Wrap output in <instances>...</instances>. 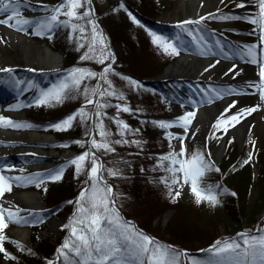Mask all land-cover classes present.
Instances as JSON below:
<instances>
[{
  "label": "snow or ice",
  "instance_id": "1",
  "mask_svg": "<svg viewBox=\"0 0 264 264\" xmlns=\"http://www.w3.org/2000/svg\"><path fill=\"white\" fill-rule=\"evenodd\" d=\"M221 5L234 3L236 8L244 9L252 5L251 11L244 15L221 12L220 7L197 15L194 19H181L175 24L180 30L174 38L165 37L155 31L147 30L151 43L168 57H181L182 53L195 48L196 54L207 58L222 56L226 60L239 58L258 68L256 80L245 81L241 90L233 87L202 88L196 85L194 92L201 94V99H191V107L172 120L142 119V126L151 125L162 131V139L167 142V150L161 154L149 155L151 171L158 173L155 183L167 189V195L173 203L190 190L196 205L207 203L210 206L220 204L219 197L226 193L219 184L205 185L204 178L211 172H220L208 154L207 137L200 149H190L188 143L195 137L194 121L201 105L225 100L229 96L242 94L258 95V102L250 107L237 109L229 113L236 101L227 103L220 114L211 123L210 135L217 142L221 136L229 133L241 121L258 109L264 108V0H219ZM42 15L26 18L24 9L28 6L24 0H0V26L16 33L34 35L51 40L57 30L67 32L68 39L74 44L78 56L76 66L64 70L58 79L47 88H41L32 81H23L15 77V69L0 67V73L7 79L0 81L18 92L25 89H37L30 103H18L9 111L22 108L62 105L69 100H81L80 106L64 118L51 123L48 127L56 132H67L79 125L84 129V138L72 143L82 151L70 154L59 167L44 172L28 175H8L15 171L14 166H0V253L7 261H15L16 256L10 254L5 244L11 243L20 252L25 251L24 244L11 239L9 229L12 226H34L45 223L41 210L22 209L12 204L6 194L13 191V186L27 187L34 185L40 189L46 182L62 181L68 168L73 170L74 178L84 177L77 196L68 200L73 205V212L67 223L61 225L66 236L55 248L54 258L47 259L46 264H264V227L257 226L254 231H239L234 236L216 239L207 248L200 251L203 258L195 257L187 250L161 243L158 239L141 230L136 224L122 216L118 201L120 194L110 182L115 179H126L125 170L132 167V161L124 159L118 148L125 149L129 157L143 156L148 141L143 140L141 128H133L121 118L122 114H139L128 104L127 97L116 85V79L126 82L129 91L139 93L144 89L142 82L118 72L115 68L116 58L111 52L107 39L97 22L92 0H60L56 6L39 3ZM203 6V0H201ZM127 13L131 22L143 27L140 21L126 6L121 3L115 11ZM222 24L232 21H244L253 26L250 35L256 37L255 42L227 44L218 37L216 31L209 30L207 21ZM222 36V34H220ZM188 39L185 40L184 37ZM7 41L0 38V43ZM92 63L98 70L84 66ZM215 63L209 61L204 72L214 68ZM235 63L227 69L232 73ZM29 72L36 69L28 68ZM238 75V73H236ZM252 89V92H247ZM185 108L188 105H182ZM114 109V115H108ZM225 113H229L225 115ZM114 125V131L110 128ZM33 125L30 122L14 120L0 114V129L27 130ZM182 130L177 134L175 130ZM229 144L232 140L228 141ZM253 149L255 143L251 142ZM61 148H70L71 144H60ZM135 149V151H128ZM30 155H35L34 153ZM254 151H249L241 167L253 163ZM119 157V159H114ZM24 172L23 168L19 169ZM144 173L145 168L141 167ZM47 191V189H44ZM232 196L236 193L232 192ZM8 204L6 207L5 204ZM31 255V252L28 253Z\"/></svg>",
  "mask_w": 264,
  "mask_h": 264
},
{
  "label": "rangeland",
  "instance_id": "2",
  "mask_svg": "<svg viewBox=\"0 0 264 264\" xmlns=\"http://www.w3.org/2000/svg\"><path fill=\"white\" fill-rule=\"evenodd\" d=\"M34 1V0H33ZM43 2H47V0H41ZM113 0H94V5H95V10L100 11V15L103 14V12L112 5ZM58 3L53 4L52 6H56ZM178 5H179V0H154V4L153 6L159 11V13L155 16H143L140 13H136L133 14L137 17V19L140 21V23L143 25V27L137 26L135 24H133L130 20V24H131V28L129 30V37L131 38H135L137 36H139V34L144 35L145 38H147V49L148 51L151 53L150 55H147L146 50L144 51V53H141L140 51H130V59H134L136 62H141V61H145V59H147V61H153V66H157V67H162V70L157 73V74H152L149 77H145L144 79H148L151 80L152 82L156 81L155 79L159 76H164L165 72L167 71V69L175 64L177 62L178 57H168L166 55H164L161 50H159L156 46H154L151 43V37L148 35L147 30H151V31H155L158 34H162L165 37H170V38H174L177 33L180 32V30L176 27H170L167 28L166 27V23L167 21H164L166 19H174V18H181L182 19V15L179 14L178 12ZM188 8V7H187ZM252 8V5H247L246 8L241 9V8H236L234 3H226V5H224L223 7H221V12L224 13H232L235 15H244L247 11H250L249 9ZM130 9L133 10V12L135 13V8L131 5ZM129 10V9H128ZM130 11V10H129ZM212 11H214V9H212ZM23 15L26 18H29L30 16L36 15L35 13H32L30 11H23ZM127 15V13H126ZM146 15V14H145ZM128 16V15H127ZM130 19V18H129ZM100 22L103 24L104 26L109 30L110 25V21L108 20H104L103 18H100ZM216 21H212L209 20L207 21V27L208 29L210 28L209 25L210 23H213ZM158 23V24H157ZM231 25L235 26L236 28H247L251 25H248L246 22L244 21H232L230 22ZM155 25V26H154ZM159 27V28H158ZM2 28L4 29V26H0V38L5 39V34L2 32ZM103 29L105 30V32L107 33L106 29L103 27ZM23 36H26L22 33H19ZM132 35V36H131ZM250 36L249 32H245V34L243 35L244 39H247ZM26 37H28V39H31L33 43H37L40 44L41 42L45 43V45L48 47V45L46 44L45 38H40V37H36L34 35H27ZM141 37V36H140ZM143 38V37H142ZM185 40H187L188 38L185 36L184 37ZM241 40V39H240ZM237 40L239 42V44L245 43L243 41ZM246 41V40H245ZM146 42V41H145ZM111 47L113 48V50L115 51V58H116V63L114 66H118L119 69H125L130 66V64L127 63V59L126 56L128 54L124 53L122 51V47H120V45L118 44H113L111 43ZM147 51V52H148ZM187 52H196L195 48H190L189 51ZM2 53H4V55L6 54L7 61L8 62H3V58L1 55H3ZM36 58V55L32 52L31 54H26L25 51L23 49H21L19 46L11 44L9 42L5 43V46L0 44V67H11L15 70H24L27 68H33L36 69V71L40 70V68L38 67L36 61H34L33 59ZM9 59V60H8ZM142 59V60H139ZM238 60V59H237ZM241 60V59H239ZM238 60V61H239ZM165 62V64H164ZM240 62V61H239ZM61 63H62V56H61ZM241 63V62H240ZM243 63V62H242ZM241 63V64H242ZM117 64V65H116ZM243 65L248 66L250 68H254L256 69L255 71L258 72V68L256 65L254 64H250V63H243ZM160 69V68H159ZM158 68H156L155 70L158 71ZM98 70V69H96ZM155 71V72H156ZM129 73V72H128ZM128 73H121L123 75H128ZM239 76L241 74V71H237ZM255 79H258V76L255 75ZM27 82V81H25ZM45 82V81H44ZM155 83H162V93H160V98L159 96H155L153 93H149V96L146 97V99H143V103H139L138 106H136V108L134 109V112H149L151 114L155 115V118H157V120H172L175 117H177L178 115H182L184 113V111L186 110H192L191 108L187 107L185 108L182 105H191L190 104V100L193 99V97H196L194 99H196L197 101H199L201 99V94L198 92H194L193 89L195 88L196 85L190 84L188 82H178L176 80L173 79H168L166 82H155ZM232 83L226 82V85H229ZM51 85L50 82H47L46 84H44L43 87L41 88H47ZM116 85L118 88H121L122 91L125 90V92H129L128 87L126 85V82L119 80V78L116 79ZM200 87H202V85L198 84ZM203 88V87H202ZM206 88V87H205ZM172 91V92H171ZM193 91V92H192ZM253 90L250 89V92H252ZM133 92V91H131ZM22 94L24 95V97H26V99H28L27 102L24 103H28L29 101L32 102L33 100V96L34 94H36V90L32 89V90H27L25 89L24 92H18L15 91V93L12 94L11 97H8V103H10V106L13 107L14 105L18 104V103H22L21 101L17 100V95ZM129 94V93H128ZM259 100L258 95H249V98H242L241 100H232V101H236V105L234 108L229 109V113H233L235 112L237 109L239 108H243V107H247V104L250 102L252 103V105H255ZM230 101V102H232ZM29 102V103H30ZM229 103V102H228ZM34 106V105H33ZM227 104L219 107V109L216 111V113L214 114V109H208L205 112V116L202 118V122H203V129L202 130H198L196 132V135L194 138H192L188 143V147L190 149H200L201 146L205 143V137H207V149H208V154L211 155L212 161L214 163V165L216 167H218L220 169L221 172V176L218 177L219 179H223V181L225 183H227V185H229L233 191H235V187H236V191H238L236 193V195L234 196V202H232L231 204L236 207L241 206L243 208V212L245 213L242 217H240L239 222L240 223H234L233 219L227 214V210L226 207L223 203V201L220 199V204H218L217 206H210L207 203L203 204V205H196L194 202V197L192 196L190 190L187 191L186 194L182 195L181 199L184 202L183 206L188 209L189 207L187 205H190V209L192 208L193 212H190L189 214H191L193 217H189L186 214L183 213V211H174L172 209H167L166 212L163 214L162 217H155L153 220V227H155V231H158L156 233V238H158V235H160L161 233H159V228L160 226L162 228H164V226H166V224L168 223V221L170 220H175V221H182V222H192V223H199L197 222L198 220H196V217L198 215L199 212H203L204 216H205V220L202 219V224H200V226L203 228L200 231L201 232H193L191 234L192 237H196V236H202L201 234L205 235H209V234H215V240L216 239H222V238H226V237H231L234 236L237 232L239 231H254L256 229L257 226L260 227H264V213L260 214L259 210H264V206L261 207L260 209H258V207L256 206V203L262 204L264 203V197L259 196L260 195V187L261 184L264 183V136L262 134H253L250 136H247L248 138L245 140V142H243V144H241V147L239 145V143L236 141L234 136H225L222 132H217L216 135L217 136H221V140L219 142H217L215 139H213L211 137L210 130H211V123L215 121V118L220 114V111H222L223 107H226ZM59 107L60 108V112H56L57 114H61L62 112L65 111V109H63L62 105H55V106H44V110H47L48 108H56ZM62 107V108H61ZM28 108V110L26 111V115L30 118L33 119L34 122H36L38 125L37 127H39V124H44V122L46 121V117L44 112L45 111H39L35 108H39V107H34V108ZM25 109V108H24ZM112 113H115V110L111 111ZM43 113V115L41 114ZM229 113H225V115H228ZM125 121H127V119L123 116H121ZM198 118V116H197ZM196 118V119H197ZM22 121V120H20ZM23 122H30L28 120H24ZM31 123V122H30ZM110 128H112L110 126ZM31 129H34L33 127ZM31 129H27V130H11L12 132H24V131H37V130H31ZM43 130H46V128L44 127ZM177 132V134H182V130H175ZM37 132H42V131H37ZM45 132V131H44ZM50 137V136H49ZM58 136H54L52 135L51 137V141L47 142V143H23L20 144V146L23 149H29V148H33V149H37L40 151V155H44L48 158H50L51 160H49V163L41 165L39 168L42 169L43 167H51L49 168L51 169H55L57 167H59L63 162H57V158H56V152L52 151L50 149L51 146H53L54 148H60L59 145L61 144V140H59L60 137ZM84 136H82L81 139H83ZM224 138V140H223ZM8 139H5L3 137H0V145L2 144H8L5 141H7ZM232 140V143L229 144L228 141ZM222 141H224L223 143V149L221 151L220 156H217V150L219 148L220 145H222ZM251 142L255 143V148L253 149V145ZM167 150V148H166ZM249 151H254V156H253V163L241 167V164L243 162V160L247 157V153ZM65 152V151H64ZM17 153V152H16ZM16 153H14L15 155L12 156V160H14L15 162H17V160L21 159V155H16ZM19 153V152H18ZM73 153V152H72ZM16 156V157H14ZM237 156V157H236ZM15 171L11 172V173H6L8 175H27V168L23 167L24 172L20 173L19 169L20 168H14ZM218 172V173H220ZM246 176H245V173ZM243 174V175H242ZM238 175L235 179V176ZM236 180V181H235ZM61 184L62 186L64 185L63 181H59V182H46L45 185H43L40 189H37L34 185H29L27 187H17V186H13V191L10 194H6V198L7 200H9L12 204L19 206L22 209H31L28 208L25 204L23 203H19L16 202L14 199L10 198L11 196L15 195L18 192H22L24 190H29V191H34L38 193V198H39V202H40V206L39 208H35V209H43L44 207H46V205L43 203V198H42V191L43 189H45L48 186L51 185H57V184ZM82 186V185H81ZM80 186V187H81ZM160 187V188H159ZM159 187L157 189H159L160 191V198H161V202L162 204L168 203L169 201H171V199H169L168 195H167V189H165L162 185L159 184ZM264 187V185H263ZM165 200V201H164ZM5 206L7 207L8 204L6 203ZM44 206V207H43ZM73 206V205H72ZM159 208H161L162 206L157 205ZM63 207V206H62ZM63 208H61L58 212H56V214L53 216V219H57L58 221H60L59 225L55 228L52 227V224L49 225L48 223H50V221L47 222V224H44L41 227H32L29 231V235L30 238H32L33 235H37L38 237H43L49 239V241H51L53 244H58V246L60 245V243L63 241L64 237L66 236V231L61 229V225L63 223H67V219L68 217L72 214L69 213L67 210H62ZM183 209V208H180ZM184 209V210H186ZM199 211V212H197ZM259 213V214H258ZM212 219V223H210V221H207L208 219ZM238 217V218H239ZM135 222L138 224L140 222V220H136ZM15 227H23V226H12L9 229V236L11 239H13L12 233L11 231L15 228ZM27 227V226H26ZM177 233L180 234V236L182 237H186V234L189 233L188 231H178ZM32 240V239H31ZM61 241V242H60ZM10 244V243H7ZM26 246V245H24ZM199 251L201 248H198ZM196 248V250H198ZM199 253H197L196 255H193L195 257H201L198 255ZM0 264H9V261L5 260L3 258V254L0 253Z\"/></svg>",
  "mask_w": 264,
  "mask_h": 264
},
{
  "label": "trees",
  "instance_id": "3",
  "mask_svg": "<svg viewBox=\"0 0 264 264\" xmlns=\"http://www.w3.org/2000/svg\"><path fill=\"white\" fill-rule=\"evenodd\" d=\"M112 1V0H111ZM49 3L48 6L51 7V4L59 3L60 0H47ZM28 6L25 9L32 10V11H39L38 5H33L28 2H25ZM94 3V0H93ZM123 3L127 9H130V6L132 5L137 13L142 14L143 16H155L159 13V11L153 6L154 0H117L116 2H112L111 8L108 10H105L103 14H101L100 18L104 17V20L110 21V27L109 30L104 26V23L102 26L106 29L107 35L109 37V40L113 44H118L120 47H122V51L126 54L127 63L130 64L124 72V69H119L118 66H115L116 70L120 73H128V75L136 80L139 81V79L144 78V76L149 77L152 74H157L162 70V67L153 66V61H141L136 62L134 59H130V51H140L141 53H144L145 49H147V38L144 37V35L139 34V36L135 38L129 37V30L131 28L130 19L126 15V12L123 10L121 11H115L119 7V5ZM95 8V5H94ZM96 14H100L101 12L98 10H95ZM146 14V15H145ZM132 36V35H131ZM141 36V37H140ZM143 37V38H142ZM146 41V42H145ZM46 43L49 47H51L53 50L58 51L62 55V68L51 73H40L35 76H33V73L27 72V71H20V76H23V78L32 77L35 81V83H41L46 84L47 82H50L51 84L55 82L58 79V76L60 73H62L64 70L76 66L78 62V56L80 55L79 52L76 51L74 44L68 39L67 32L63 29L57 30L55 34L53 35V38L51 40L46 38ZM146 50L147 55L151 56V53ZM142 60V59H139ZM165 64V62H164ZM117 65V64H116ZM84 66H88L93 68L94 70L98 69V66L92 63H88ZM156 68H160L158 71H156ZM156 71V72H155ZM7 75L0 76L1 79H5ZM45 81V82H43ZM141 82V81H140ZM144 89L150 90L145 91L141 90L139 93L137 92H131L128 93L125 92L127 97L128 104L133 108V110L138 106L139 103H143V99H146V97L149 96V93H153L155 96H159L161 93L160 85H158L155 82H142ZM162 86V85H161ZM82 101L77 100H69L66 101L64 104H62L63 109H65L64 112L61 114H57L56 112H60V108H48L47 110H44V106L39 107V111L43 110L45 111V117L47 118L46 121L48 123L45 125V128L53 133L54 135L60 137L59 140H61V144L68 143L71 144L70 149H73L76 154H78L82 149L79 148V146L73 144L72 142L81 139L82 136H84V129L80 127L79 125H76L73 127V129L67 131V132H56L52 129H50L48 126L56 122L62 118H64L66 115L73 112L76 108L80 106V103ZM61 107V108H62ZM114 109L109 110L108 115H114L115 113H112L111 111ZM43 115V113H41ZM123 117L127 119L126 122L130 124L133 128H141L142 130V139L145 141H148V144L146 145L145 153L143 156H132L129 157L126 154L125 149L118 148V152H121L124 156V159H129L132 161V167L127 168L125 170L126 179H115L110 182H112L115 185V190L120 194L122 197L121 200L118 201V206L120 208V212L125 218H134L136 220H140V222L137 224L138 227L145 231L147 234L152 235L156 237V233L158 231H155V227H153V220L155 217H162L163 214L166 212L167 209H172L175 212L176 211H183L184 214H186L189 217H193L190 212H193L192 208L190 209V205H187L189 208L186 209L183 206V201L180 198L178 202L173 203L172 201H169L168 203L162 204L160 203V191L157 189L159 187V183H155L154 180L157 178L158 173H153L151 171V168L153 166L151 161H146L145 157L149 155H155V154H161L166 151L167 148V142L162 139L163 133L161 130L152 127L150 124L147 126H142L139 121L142 119H157L155 118L154 114H151L149 112H140L139 114L129 115V114H122ZM122 118V117H121ZM123 119V118H122ZM34 127H37L36 124H34ZM112 130L114 131V125H110ZM57 137V138H58ZM128 151H135V149H130ZM114 159H119V157H116ZM145 168V172L141 173L140 168ZM245 173V172H244ZM221 176V172H211L206 175L204 178V184L215 186L217 184L220 185L222 189H226V193L222 196H220L221 200L223 201L227 214L233 219L234 223H240V217L243 216L245 213L243 212V208L241 206L234 207L231 203L234 202V196L231 195L232 192L237 193L236 187L235 191L227 185L223 181V179H219L218 175ZM243 175V174H242ZM238 175L235 176V179L237 180ZM246 176V173H245ZM84 177L81 176L79 179L74 178L73 170L71 168L66 169L65 175L63 178L64 185L62 186L60 183L57 185H51L46 187L47 191L43 189L42 191V200L43 203L46 205L47 208H54L52 211L58 212L61 208L62 210H67L69 213L73 212V206L67 204L68 200H72L75 198V195L78 194L80 190V186L82 185ZM235 180V181H236ZM264 183H262V186L260 187V195L261 197H264ZM160 188V187H159ZM238 194V193H237ZM165 201V200H164ZM258 209L264 206V203L259 204L256 203ZM157 205L162 206L159 208ZM63 206V207H62ZM183 208V209H180ZM186 209V210H184ZM51 210L47 212H43L42 215L44 217L48 216L50 213H52ZM199 212V211H197ZM239 217V218H238ZM207 218V217H206ZM202 219L205 220L204 213L201 211L198 213L196 220L200 224H202ZM208 219V218H207ZM207 221H210L212 223V219H208ZM199 223H192V222H182V221H175L170 220L162 228L160 226L158 235L160 242L164 244H169L174 247L184 248L187 250H196V248H207L212 242L215 240V234H209L205 235L206 233L201 234L202 236H196L192 237L191 234L193 232H201L200 230L203 229ZM178 231H188L189 233L186 234V237L180 236ZM32 244L33 248L29 249L25 247L24 252H20L19 250H15L11 246L7 245V250L10 254L17 257L15 261H9V264H46V258L51 259L54 258V252L55 248L57 247V243L53 244L49 241L47 238H40L37 235L32 236ZM157 239V238H156ZM61 242V241H60ZM29 251L31 252V255H29ZM199 256L204 257V253H200Z\"/></svg>",
  "mask_w": 264,
  "mask_h": 264
},
{
  "label": "bare ground",
  "instance_id": "4",
  "mask_svg": "<svg viewBox=\"0 0 264 264\" xmlns=\"http://www.w3.org/2000/svg\"><path fill=\"white\" fill-rule=\"evenodd\" d=\"M219 3V0H203V6H201V0H179L178 12L182 15V18H196L197 15H203L204 13L215 9L216 7H223ZM188 7V8H187ZM253 10L252 8L249 9ZM181 18H174L172 20L166 19L164 21H178ZM211 28L218 32H222L223 34L231 37L232 39H241L245 32H251L253 26H249L247 28H234L229 24H222L218 22L210 23ZM2 32L5 34V40L11 44L19 46L21 49L25 51L26 54H31L32 52L36 55V58L33 59L36 61L39 68L50 69L60 65V57L50 51L43 42L40 44L33 43L31 39L23 36L19 33H16L10 29L2 28ZM246 40H252V42L256 41V37L254 35H250ZM5 46V43H0ZM3 62L7 61L6 54L2 53ZM9 60V59H8ZM209 61L215 63L216 60H212L209 58H204L201 56H195L190 54H182L179 57V60L173 65H171L165 75L163 77H178L183 80H188L189 82H195L200 85H204V83L209 80H233L237 84L245 83L248 80H254L257 75L256 69H252L248 66H240L239 63L234 61V58L231 60H220V63L217 64L214 68L209 69L208 72H204V68L208 66ZM236 64V68L233 69L232 73H228V75H224L227 72V69L232 66V64ZM237 71H241L240 76H237ZM233 98L226 97L225 100H217L213 103L214 114L222 105L228 103ZM253 106L252 103H248L247 107ZM11 109V108H10ZM206 109H199L197 116L198 118L194 121V125L196 129H203L202 118L205 116ZM3 115H10L16 118H20L23 116L22 111H9V109L2 110ZM262 134L264 136V108L258 109L256 112L251 115H247L240 124L236 125L235 128H231L229 130L228 136H234L238 143L243 144L245 140L248 138L247 136L253 134ZM0 137L8 139L5 141L8 144L0 145V155L10 156L14 155L16 152L27 150L23 149L20 144L23 143H47L51 141V138L47 136L46 133L35 132V131H24V132H12L10 129H0ZM223 144L219 146L217 150V156L221 154L223 149ZM33 151H37V149H32ZM10 198L14 199L16 202L25 204L28 208H39L40 202L38 198V193L34 191L24 190L22 192H18ZM49 225L55 226L53 221L48 223ZM13 237H15L18 241L22 243H28L30 238L29 229L26 227H16L11 231Z\"/></svg>",
  "mask_w": 264,
  "mask_h": 264
},
{
  "label": "water",
  "instance_id": "5",
  "mask_svg": "<svg viewBox=\"0 0 264 264\" xmlns=\"http://www.w3.org/2000/svg\"><path fill=\"white\" fill-rule=\"evenodd\" d=\"M97 19V18H96ZM97 22H98V20H97ZM99 23V22H98ZM100 25V24H99ZM102 30V29H101ZM49 49V48H48ZM50 51H52L51 49H49ZM113 51V50H112ZM53 53H55V54H57L59 57H60V61H61V55L59 54V53H57V52H55V51H52ZM58 66H56V67H53V68H50V69H55V68H57ZM164 78H167V77H163V76H159V77H157L155 80H160V81H162ZM178 79V78H177ZM131 221H133V220H131ZM189 253H192V252H189Z\"/></svg>",
  "mask_w": 264,
  "mask_h": 264
},
{
  "label": "flooded vegetation",
  "instance_id": "6",
  "mask_svg": "<svg viewBox=\"0 0 264 264\" xmlns=\"http://www.w3.org/2000/svg\"><path fill=\"white\" fill-rule=\"evenodd\" d=\"M261 210H259V212H260Z\"/></svg>",
  "mask_w": 264,
  "mask_h": 264
}]
</instances>
